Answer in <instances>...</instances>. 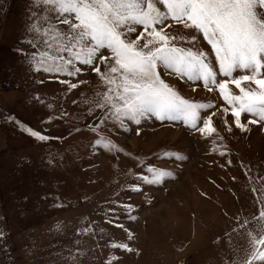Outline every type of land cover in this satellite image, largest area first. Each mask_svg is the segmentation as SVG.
<instances>
[{"label": "rangeland", "instance_id": "374dc122", "mask_svg": "<svg viewBox=\"0 0 264 264\" xmlns=\"http://www.w3.org/2000/svg\"><path fill=\"white\" fill-rule=\"evenodd\" d=\"M30 4L0 0V264H107L112 257L111 264H226L234 248L242 255L264 204L257 200L264 186V121L249 123L253 117L241 113L242 130L218 89L164 75L185 98L212 103L201 110L199 125L211 116L216 131L202 135L182 121L155 117L139 125L126 121L127 130L108 123L101 131L122 151L93 148L88 126L99 123L101 110L87 116V107L74 101L92 95L100 81L83 65L77 77L32 70L15 51L31 50L21 43ZM166 31L190 34L176 24ZM195 47L211 51L202 37ZM60 80L79 86L69 91ZM228 87L239 94L234 84ZM150 166L171 175L144 183L138 177L149 175ZM245 219L250 223L233 232Z\"/></svg>", "mask_w": 264, "mask_h": 264}, {"label": "snow or ice", "instance_id": "6c2138e0", "mask_svg": "<svg viewBox=\"0 0 264 264\" xmlns=\"http://www.w3.org/2000/svg\"><path fill=\"white\" fill-rule=\"evenodd\" d=\"M27 11L29 22L21 43L31 50L15 51L32 70L77 77L84 71L83 65L100 81L92 95L81 93L80 101H74L87 107V116L101 110L99 123L88 126L95 133L93 148L122 151L103 135L101 128L108 123L127 130L126 121L139 125L155 117L182 121L202 135L216 131L211 116L199 125L201 110L212 108V103L185 98L165 82L164 75L202 82L209 92L218 89L242 130L241 113L253 117L249 123L264 121V0H31ZM173 24L190 34L171 35L166 29ZM201 37L210 52L195 47ZM177 40L192 47L179 46L174 43ZM218 76L226 79L218 80ZM59 82L67 84L69 91L79 86L68 80ZM229 84H234L239 94L230 91ZM228 111L224 109L225 114ZM25 130L40 141L49 139L30 128ZM163 155L185 158L169 152ZM146 171L149 175L138 179L148 184H159L171 175L152 166ZM133 190L139 188L133 186ZM257 200H264V186ZM125 207L131 209V205ZM253 219L260 223L248 231V247L242 255L234 248V258L226 264H264V204ZM237 223L233 232L250 221ZM226 235L231 246V234ZM111 247L131 251L124 243H112Z\"/></svg>", "mask_w": 264, "mask_h": 264}, {"label": "built area", "instance_id": "2783aa9c", "mask_svg": "<svg viewBox=\"0 0 264 264\" xmlns=\"http://www.w3.org/2000/svg\"><path fill=\"white\" fill-rule=\"evenodd\" d=\"M2 90V87L0 86V91Z\"/></svg>", "mask_w": 264, "mask_h": 264}]
</instances>
